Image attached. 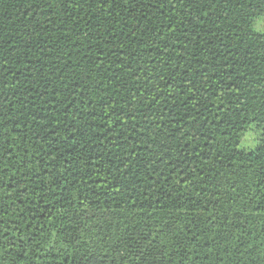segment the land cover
I'll return each mask as SVG.
<instances>
[{"label": "trees", "instance_id": "1", "mask_svg": "<svg viewBox=\"0 0 264 264\" xmlns=\"http://www.w3.org/2000/svg\"><path fill=\"white\" fill-rule=\"evenodd\" d=\"M263 16L0 0V264H264Z\"/></svg>", "mask_w": 264, "mask_h": 264}, {"label": "rangeland", "instance_id": "2", "mask_svg": "<svg viewBox=\"0 0 264 264\" xmlns=\"http://www.w3.org/2000/svg\"><path fill=\"white\" fill-rule=\"evenodd\" d=\"M254 29L258 32L264 33V16L256 20L254 23ZM255 134L254 132L247 131L241 138L239 147L246 149H253L255 146Z\"/></svg>", "mask_w": 264, "mask_h": 264}]
</instances>
